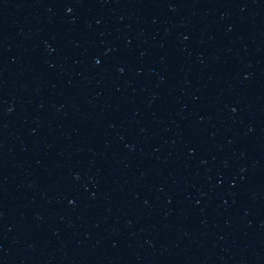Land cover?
Listing matches in <instances>:
<instances>
[{
    "label": "water",
    "instance_id": "water-1",
    "mask_svg": "<svg viewBox=\"0 0 264 264\" xmlns=\"http://www.w3.org/2000/svg\"><path fill=\"white\" fill-rule=\"evenodd\" d=\"M0 264H264V0H0Z\"/></svg>",
    "mask_w": 264,
    "mask_h": 264
}]
</instances>
